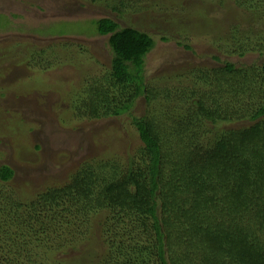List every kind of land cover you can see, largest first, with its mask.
Segmentation results:
<instances>
[{
  "label": "trees",
  "instance_id": "trees-1",
  "mask_svg": "<svg viewBox=\"0 0 264 264\" xmlns=\"http://www.w3.org/2000/svg\"><path fill=\"white\" fill-rule=\"evenodd\" d=\"M87 1H104L121 15L129 10L112 0ZM233 1L264 16V0ZM240 24L229 28L227 48L240 57L258 55L261 64L226 61L219 69H192L181 78L191 73L192 84L205 89L158 90L145 78L153 36L110 18L96 20V32L109 37L112 60L89 101L80 103L72 93L76 117H121L140 96L158 112L133 116L142 145L126 159L85 163L64 182L38 190L30 205L0 204V245L30 251V244L18 245L22 235L57 260L62 236H82L91 224L101 233L87 238L83 264H264V26L254 43ZM243 122L249 124L229 127ZM14 176L10 166H1L0 186ZM11 200L0 187V202ZM16 226L21 231L14 233Z\"/></svg>",
  "mask_w": 264,
  "mask_h": 264
},
{
  "label": "rangeland",
  "instance_id": "rangeland-1",
  "mask_svg": "<svg viewBox=\"0 0 264 264\" xmlns=\"http://www.w3.org/2000/svg\"><path fill=\"white\" fill-rule=\"evenodd\" d=\"M112 1L111 5L124 4L129 10L121 15L104 1L0 0V167L8 165L15 172L11 182L0 186L3 195L13 199L1 201L2 207L35 203L38 190L64 182L83 164L112 157L124 160L141 147L132 118L146 116L148 110L158 112L145 97L135 101L132 112L116 118L78 119L77 107H72V93L80 103L86 102L110 69L109 37L96 32V20L110 18L121 28L133 27L153 36L156 46L146 59L145 78L158 90L205 89L192 84L191 73L183 79L181 74L223 68L226 61L244 66L263 61L258 55L240 57L236 49L227 48L232 25L241 23L240 33L250 34L254 43L264 26V16L247 13L233 0ZM68 42L77 47L69 48ZM223 94L224 104L228 96ZM243 123L229 127L249 124ZM85 227L84 235L77 238L62 236L63 242L54 247L60 249L54 255L57 260L45 258L22 235L17 243L30 244V251L19 254L12 242L4 241L0 264H83L82 250L91 246L90 233H101V227ZM18 231L12 227V232Z\"/></svg>",
  "mask_w": 264,
  "mask_h": 264
}]
</instances>
